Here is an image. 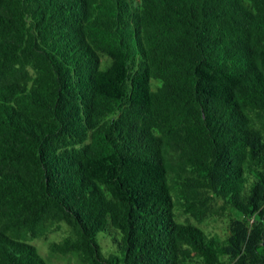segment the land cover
Returning <instances> with one entry per match:
<instances>
[{"label":"trees","instance_id":"trees-1","mask_svg":"<svg viewBox=\"0 0 264 264\" xmlns=\"http://www.w3.org/2000/svg\"><path fill=\"white\" fill-rule=\"evenodd\" d=\"M52 256L264 264V0H0V264Z\"/></svg>","mask_w":264,"mask_h":264},{"label":"rangeland","instance_id":"rangeland-1","mask_svg":"<svg viewBox=\"0 0 264 264\" xmlns=\"http://www.w3.org/2000/svg\"><path fill=\"white\" fill-rule=\"evenodd\" d=\"M102 233H100L98 235V240L101 241L102 245L105 248H108V240L106 238H102ZM53 238H57L56 235H50L47 239H35L33 240V243L37 246V248L39 249L40 253H42L43 255L48 257V250H47V242L50 239ZM103 253L106 254V251L103 250ZM52 262H54L55 264H78L74 258L72 256H68V257H58V256H52L50 257ZM75 261V262H74Z\"/></svg>","mask_w":264,"mask_h":264}]
</instances>
